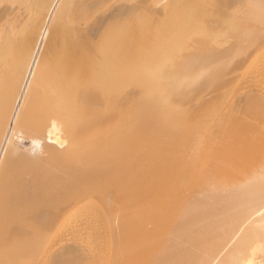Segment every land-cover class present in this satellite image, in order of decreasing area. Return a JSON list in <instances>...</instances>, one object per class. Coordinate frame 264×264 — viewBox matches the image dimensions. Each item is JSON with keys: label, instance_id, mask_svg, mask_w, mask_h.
Segmentation results:
<instances>
[{"label": "bare ground", "instance_id": "6f19581e", "mask_svg": "<svg viewBox=\"0 0 264 264\" xmlns=\"http://www.w3.org/2000/svg\"><path fill=\"white\" fill-rule=\"evenodd\" d=\"M0 264H264V0H0Z\"/></svg>", "mask_w": 264, "mask_h": 264}]
</instances>
